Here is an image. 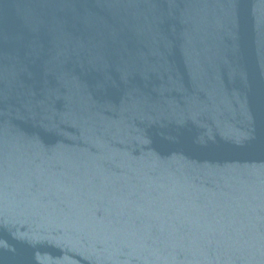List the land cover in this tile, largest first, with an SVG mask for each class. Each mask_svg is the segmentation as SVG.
<instances>
[{"label":"water","instance_id":"95a60500","mask_svg":"<svg viewBox=\"0 0 264 264\" xmlns=\"http://www.w3.org/2000/svg\"><path fill=\"white\" fill-rule=\"evenodd\" d=\"M0 264H264V0H0Z\"/></svg>","mask_w":264,"mask_h":264}]
</instances>
